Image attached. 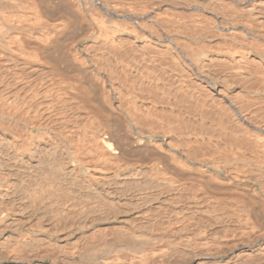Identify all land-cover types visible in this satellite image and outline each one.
Returning <instances> with one entry per match:
<instances>
[{
    "label": "bare ground",
    "instance_id": "1",
    "mask_svg": "<svg viewBox=\"0 0 264 264\" xmlns=\"http://www.w3.org/2000/svg\"><path fill=\"white\" fill-rule=\"evenodd\" d=\"M125 4L0 0V241L9 244L7 258L264 264V123L247 129L246 148L238 139L237 147L208 139L192 147L189 140L157 143L139 110H107L111 85L90 67V45H107L118 33L136 47L173 51L166 34L154 41L142 33L144 18L167 12L152 17L146 3ZM93 7L110 20L132 18L115 28L92 19ZM233 210L245 226L233 222Z\"/></svg>",
    "mask_w": 264,
    "mask_h": 264
},
{
    "label": "rangeland",
    "instance_id": "2",
    "mask_svg": "<svg viewBox=\"0 0 264 264\" xmlns=\"http://www.w3.org/2000/svg\"><path fill=\"white\" fill-rule=\"evenodd\" d=\"M117 1L131 6L146 3L152 17L154 13L167 12L162 20L158 14L154 21L144 18L142 27L147 29L149 25L151 30L141 31L150 34L154 41L166 34L173 51L165 52L156 45L139 48L118 33L107 45H90V67L96 75L102 73L101 79L111 85L108 96L106 93V109L139 110L138 121H145L144 128H153L158 134L157 143L189 140L192 145L199 139H208L238 146V139L242 143L239 146L246 148V132L264 123V0ZM99 13L93 11L92 19L110 20ZM128 18H114L110 25L115 23V28H119L118 22L129 23L132 17ZM97 65L102 69L96 70ZM4 114L5 110H0V127L6 122ZM200 133L205 136L200 137ZM191 151L196 154L194 149ZM231 217L235 224H245L240 212L233 210ZM4 233H0V240ZM20 234L14 237L19 239ZM3 246L6 249L9 244ZM4 249L0 252H8L6 256L5 252L0 253V264H16L7 258L9 248Z\"/></svg>",
    "mask_w": 264,
    "mask_h": 264
}]
</instances>
